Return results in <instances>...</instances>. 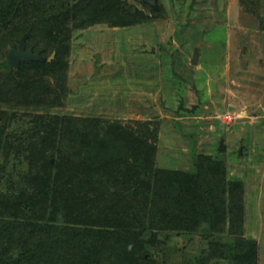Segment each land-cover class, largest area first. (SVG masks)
Instances as JSON below:
<instances>
[{
  "label": "trees",
  "instance_id": "1",
  "mask_svg": "<svg viewBox=\"0 0 264 264\" xmlns=\"http://www.w3.org/2000/svg\"><path fill=\"white\" fill-rule=\"evenodd\" d=\"M141 2L147 10L126 0H0V179L11 152L27 162L0 186V264H158L152 248L164 231L201 229L210 238L227 229V215L230 224L241 219V181L221 160L200 154L193 169L156 165L155 118L36 113L25 127L10 126L15 107L61 104L75 30L158 12ZM27 30L25 48L45 57L54 50L50 60L11 64L10 48ZM230 224L234 238L214 240L195 264L256 251Z\"/></svg>",
  "mask_w": 264,
  "mask_h": 264
},
{
  "label": "rangeland",
  "instance_id": "2",
  "mask_svg": "<svg viewBox=\"0 0 264 264\" xmlns=\"http://www.w3.org/2000/svg\"><path fill=\"white\" fill-rule=\"evenodd\" d=\"M126 1L147 10L141 0ZM250 2L255 11L240 0H157L149 20L79 28L61 104L15 107L18 118L9 122L25 127L36 113L155 118L158 167L193 169L200 154L221 160L226 176L241 181V219L230 224L227 215V229L210 238L201 229L164 231L152 248L158 264H195L214 240L234 238L229 224L253 239L256 251L207 264H264V0ZM22 158L11 152L3 174L25 166Z\"/></svg>",
  "mask_w": 264,
  "mask_h": 264
},
{
  "label": "water",
  "instance_id": "3",
  "mask_svg": "<svg viewBox=\"0 0 264 264\" xmlns=\"http://www.w3.org/2000/svg\"><path fill=\"white\" fill-rule=\"evenodd\" d=\"M146 2H148L153 8L155 9L158 8L157 0H146ZM27 34H28V30L25 31L21 35L18 45L17 46L13 45L10 48L9 59H10L11 64L18 65L21 60H27V61L32 60V59L33 60H44V59L50 60L54 55V51L48 57H45L44 55L40 54V52L33 51L32 48H28V49L25 48V38ZM197 58H198V46L194 48L191 61L195 62ZM40 134L44 139L47 138V134L44 133L43 131H41ZM219 148L220 149L225 148L222 137L220 138Z\"/></svg>",
  "mask_w": 264,
  "mask_h": 264
},
{
  "label": "clouds",
  "instance_id": "4",
  "mask_svg": "<svg viewBox=\"0 0 264 264\" xmlns=\"http://www.w3.org/2000/svg\"><path fill=\"white\" fill-rule=\"evenodd\" d=\"M129 248H131V246H129Z\"/></svg>",
  "mask_w": 264,
  "mask_h": 264
},
{
  "label": "built area",
  "instance_id": "5",
  "mask_svg": "<svg viewBox=\"0 0 264 264\" xmlns=\"http://www.w3.org/2000/svg\"><path fill=\"white\" fill-rule=\"evenodd\" d=\"M227 116H229V114Z\"/></svg>",
  "mask_w": 264,
  "mask_h": 264
}]
</instances>
